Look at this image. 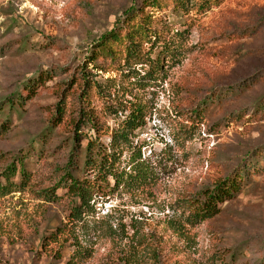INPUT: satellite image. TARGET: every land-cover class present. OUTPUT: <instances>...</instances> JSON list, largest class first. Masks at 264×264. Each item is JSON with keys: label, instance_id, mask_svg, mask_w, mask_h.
Returning <instances> with one entry per match:
<instances>
[{"label": "rangeland", "instance_id": "obj_1", "mask_svg": "<svg viewBox=\"0 0 264 264\" xmlns=\"http://www.w3.org/2000/svg\"><path fill=\"white\" fill-rule=\"evenodd\" d=\"M141 1L0 0L1 185L15 167L0 192V264H264V0H220L202 11L193 0L183 10ZM132 5L138 12L118 33L140 24L143 66L159 60L166 77L144 97L148 113L132 141L157 167L139 191H112L108 180L93 214L71 227L59 185L69 158L76 178L89 176L85 145L108 149L129 105L116 117L111 108L131 92L126 40L113 56L95 51L92 63L89 52ZM88 113L93 122L79 123ZM129 156L124 149L119 170ZM238 173L241 189L218 215L183 222L184 199Z\"/></svg>", "mask_w": 264, "mask_h": 264}, {"label": "trees", "instance_id": "obj_2", "mask_svg": "<svg viewBox=\"0 0 264 264\" xmlns=\"http://www.w3.org/2000/svg\"><path fill=\"white\" fill-rule=\"evenodd\" d=\"M134 2L136 0H133ZM158 0H142L141 4L147 7H153L157 5ZM173 6L178 10L186 8L190 0H171ZM193 7H198L197 10L202 11L204 8H208L210 5H217L220 0H193ZM138 8L136 5L130 6V8L124 13L122 21L115 24L116 26L109 30L107 33L102 35L97 42L91 46L89 55L96 53L107 54L110 56L114 55L113 46L117 43H121L126 40V46L124 48V70L126 71V78L128 79V88L131 92L123 93L122 98L117 99L114 106H112V113L116 117L117 114H122L129 105L128 114L124 115V119L120 126L115 130H112L109 140L108 149L102 145H97L93 141H88L85 145V160L84 165L89 166V176L84 177L83 180L76 178L73 175V157L71 155L66 166V171L60 180V186L63 185L66 190L65 194L69 197V204L71 209L68 215V224L71 227L84 225L86 218L91 216L94 212V199L101 195H106L105 190L110 188L109 181H112L111 190L118 188H126L127 190H140L144 189V186L150 181L151 175H154V162L150 163L146 159H142L141 148L132 147L133 133L136 129L141 128L144 125L145 116L148 113L147 102L144 97L151 95L150 90L161 88L166 77L162 73V65L159 60L151 63L148 67L143 66L141 59L140 50L138 49L139 44L136 41V37H139L143 32L144 28H139L140 24L135 30L127 32L123 37L118 33L119 25L133 21L135 14H137ZM135 15V16H134ZM142 24V22H141ZM162 51L165 58H172L174 52L173 44H166ZM95 57L88 59L89 63L94 61ZM140 66V68H137ZM39 81V79H38ZM35 83V82H33ZM99 87V86H98ZM124 86H120L118 92L123 89ZM138 91L141 93L139 99H137L132 91ZM33 89L31 90V92ZM127 94V95H126ZM112 96V94H109ZM128 97L131 99L128 100ZM13 101V100H10ZM133 101V102H132ZM9 102V101H8ZM13 106V103L10 105ZM56 110V117L59 119L62 115V109ZM84 124L92 123L93 117L90 113L81 114L79 123ZM78 125V124H77ZM94 124H92V127ZM94 129V128H93ZM79 144H74V148L78 149ZM73 148V149H74ZM124 149L130 151L128 158V166L119 170L117 162L122 156ZM15 167L5 171L4 179L5 185L0 184V192L7 193V187L9 186V176L14 175ZM242 178L240 173L236 176H229L225 179L218 181L211 189H206L200 192L197 196L190 199H184L189 212L184 218L183 222L191 227L196 224L205 222L212 219L220 213V206L233 199L241 189ZM143 192V190H141ZM56 229L55 238L58 237L59 233L66 229Z\"/></svg>", "mask_w": 264, "mask_h": 264}]
</instances>
